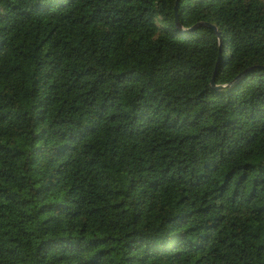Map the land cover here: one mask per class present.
I'll use <instances>...</instances> for the list:
<instances>
[{
  "label": "trees",
  "instance_id": "16d2710c",
  "mask_svg": "<svg viewBox=\"0 0 264 264\" xmlns=\"http://www.w3.org/2000/svg\"><path fill=\"white\" fill-rule=\"evenodd\" d=\"M176 2L0 0V264H264V0Z\"/></svg>",
  "mask_w": 264,
  "mask_h": 264
},
{
  "label": "water",
  "instance_id": "95a60500",
  "mask_svg": "<svg viewBox=\"0 0 264 264\" xmlns=\"http://www.w3.org/2000/svg\"><path fill=\"white\" fill-rule=\"evenodd\" d=\"M177 4H178V0H177V2H176V7H175L176 14L178 13V11H177V9H178ZM176 21H177L178 25H180V24H179L178 15L176 16ZM212 28H213V29L215 30V32H217V34L220 36V44H221V42H222V36H221V33L218 32V30H217V28H216L215 26H212ZM212 85H215V79H214V78L212 79ZM221 87H222V86H219V88H221Z\"/></svg>",
  "mask_w": 264,
  "mask_h": 264
}]
</instances>
